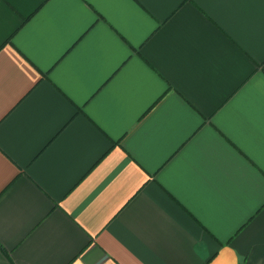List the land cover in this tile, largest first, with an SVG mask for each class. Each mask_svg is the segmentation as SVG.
Segmentation results:
<instances>
[{"label":"crops","instance_id":"obj_1","mask_svg":"<svg viewBox=\"0 0 264 264\" xmlns=\"http://www.w3.org/2000/svg\"><path fill=\"white\" fill-rule=\"evenodd\" d=\"M0 264H264V0H0Z\"/></svg>","mask_w":264,"mask_h":264}]
</instances>
